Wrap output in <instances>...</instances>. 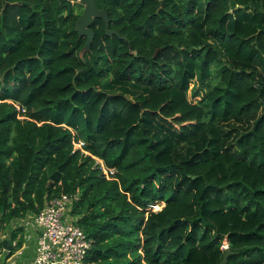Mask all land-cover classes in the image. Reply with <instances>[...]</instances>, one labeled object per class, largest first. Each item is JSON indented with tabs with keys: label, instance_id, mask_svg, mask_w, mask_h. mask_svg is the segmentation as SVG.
<instances>
[{
	"label": "trees",
	"instance_id": "1",
	"mask_svg": "<svg viewBox=\"0 0 264 264\" xmlns=\"http://www.w3.org/2000/svg\"><path fill=\"white\" fill-rule=\"evenodd\" d=\"M94 1L0 0L6 257L71 193L82 264H264V0Z\"/></svg>",
	"mask_w": 264,
	"mask_h": 264
},
{
	"label": "built area",
	"instance_id": "2",
	"mask_svg": "<svg viewBox=\"0 0 264 264\" xmlns=\"http://www.w3.org/2000/svg\"><path fill=\"white\" fill-rule=\"evenodd\" d=\"M70 1L79 2V0ZM77 200V194L63 193L49 201L39 212L33 213V216L25 221V224L34 227L36 231L35 250L31 264L83 263L90 243L76 223V218L70 213ZM10 245L15 246L16 241H11ZM8 251L9 249L6 250L0 246V258Z\"/></svg>",
	"mask_w": 264,
	"mask_h": 264
},
{
	"label": "water",
	"instance_id": "3",
	"mask_svg": "<svg viewBox=\"0 0 264 264\" xmlns=\"http://www.w3.org/2000/svg\"><path fill=\"white\" fill-rule=\"evenodd\" d=\"M79 3L83 6V9L81 14L77 17L75 21L74 28L79 37L84 36L86 38L85 48H88L93 40L94 33L93 30L90 28V25L96 18L101 19L103 21L105 34L118 35V32L109 28V17L106 10L98 8L94 0H79ZM9 245L10 240H2V246L4 247V249H9ZM230 254L231 251L226 246L220 264H226L227 257Z\"/></svg>",
	"mask_w": 264,
	"mask_h": 264
},
{
	"label": "crops",
	"instance_id": "4",
	"mask_svg": "<svg viewBox=\"0 0 264 264\" xmlns=\"http://www.w3.org/2000/svg\"><path fill=\"white\" fill-rule=\"evenodd\" d=\"M30 216H33V213H28L21 219H14L11 221L12 227H22V233L24 241L21 247L9 258L6 257V254L0 258V264H31L33 259L34 250H35V240H36V231L34 227L29 224H25V221L28 220ZM6 239V234L3 235Z\"/></svg>",
	"mask_w": 264,
	"mask_h": 264
},
{
	"label": "rangeland",
	"instance_id": "5",
	"mask_svg": "<svg viewBox=\"0 0 264 264\" xmlns=\"http://www.w3.org/2000/svg\"><path fill=\"white\" fill-rule=\"evenodd\" d=\"M192 85L193 84H191V86L190 87H192ZM130 93H127V92H124L125 94H126V96L127 97H129V98H131V99H135L136 98V96L138 95V92L135 90V88H133V87H129V90H128ZM192 91V89L190 90V92ZM190 92H189V94L187 93V100L189 99L191 102H194L197 98L195 97V96H192V95H190ZM137 94V95H136ZM167 104H168V101H165V102H162V103H160L159 105H158V110L161 108V107H167ZM79 146H80V144L79 143H77V144H75V148H79ZM159 208V206H154L153 207V210H156V209H158ZM27 264H29V262L27 263Z\"/></svg>",
	"mask_w": 264,
	"mask_h": 264
}]
</instances>
